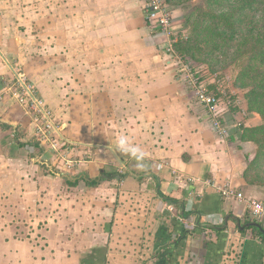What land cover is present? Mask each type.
<instances>
[{
	"label": "crops",
	"instance_id": "1",
	"mask_svg": "<svg viewBox=\"0 0 264 264\" xmlns=\"http://www.w3.org/2000/svg\"><path fill=\"white\" fill-rule=\"evenodd\" d=\"M142 7L0 0V264H212L218 230L261 262L259 233L238 226L251 212L218 188L264 203V116L236 97L217 136ZM18 71L60 126L55 146L7 91Z\"/></svg>",
	"mask_w": 264,
	"mask_h": 264
},
{
	"label": "rangeland",
	"instance_id": "2",
	"mask_svg": "<svg viewBox=\"0 0 264 264\" xmlns=\"http://www.w3.org/2000/svg\"><path fill=\"white\" fill-rule=\"evenodd\" d=\"M171 2L181 34L179 42L185 44V54L177 49L179 60L198 72L208 84L219 83L235 99L242 96L247 101V84L253 79V72L258 75L256 64L264 60V0ZM260 66L264 70V63ZM251 219L256 222L252 216ZM2 244L0 257L5 255L7 246Z\"/></svg>",
	"mask_w": 264,
	"mask_h": 264
},
{
	"label": "built area",
	"instance_id": "3",
	"mask_svg": "<svg viewBox=\"0 0 264 264\" xmlns=\"http://www.w3.org/2000/svg\"><path fill=\"white\" fill-rule=\"evenodd\" d=\"M143 12L152 32L164 41L167 53L175 55L187 74L188 83L196 101L204 108L211 122L214 133L220 138H227L230 126L227 115L238 104L232 92H228L216 82L208 84L204 78L178 58L175 46L181 41L177 16L174 7L167 0H141ZM12 100L24 108L25 113L34 122V133L37 138L55 146L60 126L54 119L53 112L40 98L36 87L26 78L23 72L15 73V78L7 85ZM54 148V147H53ZM218 191L226 199H233L251 212V216L264 224V203L249 199L235 187L225 184Z\"/></svg>",
	"mask_w": 264,
	"mask_h": 264
},
{
	"label": "trees",
	"instance_id": "4",
	"mask_svg": "<svg viewBox=\"0 0 264 264\" xmlns=\"http://www.w3.org/2000/svg\"><path fill=\"white\" fill-rule=\"evenodd\" d=\"M167 3L171 6H173L171 0H167ZM183 45H185L182 42H179L175 49L177 51L182 50V52L179 51L180 54H185V50L183 48ZM264 63V60H262L260 63L256 64L257 74L253 72V79L247 84V88L249 90V93L247 94L248 98V105H249V111H256L260 113L262 116H264V70H262L260 67V64ZM261 74V76H260ZM259 77H262L263 80L260 81ZM261 134L264 135V130L261 129ZM261 156L264 159V149L262 148ZM105 175V174H104ZM89 184L91 186H95L98 184L97 180L89 181ZM171 204L177 205L178 203L176 201H171ZM184 216H188L185 215ZM176 225V224H175ZM208 227L205 225L198 224L197 230H195L194 233H201L204 232ZM255 230L259 233V236L261 238V242L263 243L261 249L256 251V256L261 255L260 263L264 264V233H262L259 229ZM224 230H218L217 232L220 235L218 244H208L210 255L214 258L212 264H246V262H242V259L239 257L242 256L240 253L239 248L243 246L242 243H240L237 239L225 237L224 233L222 232ZM250 264V263H247ZM254 264H257L256 262Z\"/></svg>",
	"mask_w": 264,
	"mask_h": 264
},
{
	"label": "clouds",
	"instance_id": "5",
	"mask_svg": "<svg viewBox=\"0 0 264 264\" xmlns=\"http://www.w3.org/2000/svg\"><path fill=\"white\" fill-rule=\"evenodd\" d=\"M117 148L119 149V151L129 154L131 157L137 160L138 167L143 166L142 163L139 162H142L145 159L146 153L138 146L132 145L129 142L127 136H120L117 139Z\"/></svg>",
	"mask_w": 264,
	"mask_h": 264
},
{
	"label": "water",
	"instance_id": "6",
	"mask_svg": "<svg viewBox=\"0 0 264 264\" xmlns=\"http://www.w3.org/2000/svg\"><path fill=\"white\" fill-rule=\"evenodd\" d=\"M238 220V219H237ZM238 222H239V220H238ZM238 226H239V228L243 231V230H246L247 228H256V229H259L262 233H264V226L262 225V223L261 222H258V221H256V222H249V224L248 225H246V226H243L242 224H241V222H239L238 223Z\"/></svg>",
	"mask_w": 264,
	"mask_h": 264
}]
</instances>
